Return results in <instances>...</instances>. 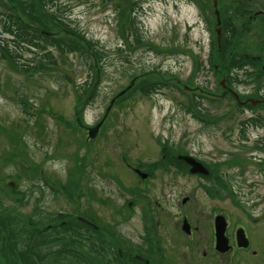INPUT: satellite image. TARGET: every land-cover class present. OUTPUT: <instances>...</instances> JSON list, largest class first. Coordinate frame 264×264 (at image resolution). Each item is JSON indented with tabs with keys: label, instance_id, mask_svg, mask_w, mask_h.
<instances>
[{
	"label": "rangeland",
	"instance_id": "rangeland-1",
	"mask_svg": "<svg viewBox=\"0 0 264 264\" xmlns=\"http://www.w3.org/2000/svg\"><path fill=\"white\" fill-rule=\"evenodd\" d=\"M8 1L0 0V214L29 215L39 228L54 224L57 228L47 232L52 241L40 251L45 263L81 264L73 251L58 252L61 240L76 250L75 241L81 235L58 225L64 219L76 220L78 188L81 192L77 174L89 173L83 176L82 193H94L90 195L104 213L103 222L113 223L112 209L121 208L117 225L109 228L119 238L130 236L135 241L141 234L142 201L128 200H135L143 189L140 171L153 167L159 172L152 181L155 195L166 214L162 222L174 227L181 219L182 198L193 192L194 182L185 174L172 177L163 154L179 143L213 158L215 151L226 148L227 154L219 156L225 161L237 149L233 141L238 132L201 126L186 111L193 99L182 86L219 92L217 81L225 75L230 55L238 52L249 65L234 71L236 90L250 96L264 91V0H220L223 30L213 0H49L52 14L82 37L79 40L86 50L81 47L77 53L43 40L38 47H29L7 35L1 14H6ZM43 25L39 30H57L46 21ZM228 25L234 26L235 33L222 52ZM175 77L180 81L178 92L173 88ZM97 78L94 98L82 108L84 91ZM134 78L136 88L124 100L117 99L99 135L88 139L87 127L105 116L111 100ZM142 80L153 82L156 89L142 93ZM194 100L197 106L212 110L236 106L230 99ZM230 122L229 118L224 121ZM250 134L254 138V132ZM126 207L128 211L133 207L135 214L130 216ZM95 238L108 245L101 236ZM94 257L89 254L88 263L83 264H113L112 257ZM125 264L135 262L127 259Z\"/></svg>",
	"mask_w": 264,
	"mask_h": 264
},
{
	"label": "flooded vegetation",
	"instance_id": "flooded-vegetation-1",
	"mask_svg": "<svg viewBox=\"0 0 264 264\" xmlns=\"http://www.w3.org/2000/svg\"><path fill=\"white\" fill-rule=\"evenodd\" d=\"M219 2L220 0H213L214 14L218 18L216 14L218 10L221 21L219 26L223 30ZM28 30L33 33L28 36V46L35 47L36 42L42 40V37L36 36L39 28L32 26ZM57 30L44 32L40 29L42 34L49 37L58 38V34L61 33L63 36L60 39L73 41L82 38L76 31H70L67 28ZM14 43L18 45L17 42ZM75 47L74 52L81 51V46L75 44ZM175 78L173 88L178 92L180 81L177 77ZM97 80L98 78L93 85ZM136 83L137 80L134 78L132 86L122 96L128 97ZM234 83L225 72L223 78L217 81L220 87L219 92L207 90L203 86L193 87L185 83L182 86L193 99L186 111L194 120L199 121L201 126L214 129H220L222 126L228 128L230 134L233 128L238 132L233 141L237 149L231 152L229 159L225 161H220L219 156L223 157L227 154L226 148L215 151V158H213L179 143L175 144L171 152L163 154V164L167 165L168 169L170 168L172 177L185 174L194 182L193 192L182 198L180 206L182 214L177 213L181 215V219L174 222V227L165 221L162 222L163 215L166 214L161 211L164 208L155 195L156 187L152 181L157 179L159 172L153 167L140 171L143 189L134 198L135 200H128L129 203L142 201L140 202V207H142L141 234L135 241L130 236L121 239L109 228V226L117 225L115 219L121 215V208L112 209L113 223L103 222L101 217L104 213L94 205V198L90 195L94 193H89V195L88 192L82 193L83 176L85 178V175L89 173L79 172L81 192L78 188V202L75 204L78 211L76 220L64 219L61 222H67L76 227L75 230L81 234L78 241H75L76 255L81 264L85 260L88 263L89 254H94L96 259L112 257L113 264H116L115 259L118 260V264H125L127 259L133 260L135 264H208L207 260H214L216 264H264V107H262L264 106V91H259L255 96L242 95L236 90L238 85ZM94 95L82 108L89 105ZM87 96L88 93L86 98ZM196 98H209L212 101L215 99L221 102L230 99L235 102L236 106L231 109L221 107L219 110L217 108L212 110L197 106L194 100ZM228 118L231 120L230 124L224 123ZM251 131L254 132V138L251 137ZM235 169H237L236 173L233 171ZM250 176H256V178L252 179ZM98 200L101 201L100 197ZM187 205H189L188 208ZM132 209L133 207H130L128 211L126 207L130 216L135 214ZM61 215L68 216V214ZM221 230L222 236L224 235L227 239L224 245L226 249L218 245V235ZM53 231L55 232V229ZM96 233L99 235H95ZM239 235L243 242L241 245L238 240ZM99 236L106 240L107 246L96 240L95 237ZM63 243L64 240H61V245ZM58 252L61 255L68 254L63 250H58Z\"/></svg>",
	"mask_w": 264,
	"mask_h": 264
},
{
	"label": "trees",
	"instance_id": "trees-1",
	"mask_svg": "<svg viewBox=\"0 0 264 264\" xmlns=\"http://www.w3.org/2000/svg\"><path fill=\"white\" fill-rule=\"evenodd\" d=\"M16 2V7H14L8 1V10L6 14H1L4 16L3 19V30L5 33L12 37H17L23 42L24 44L28 45L29 40L28 36L33 34L29 31V28L32 26L40 27V25L44 24V21L47 24H51L58 28H66L63 26V23L58 20V18L52 14L53 4L51 5L49 0H14ZM20 13V14H18ZM132 25H134V17H132ZM45 26V25H43ZM226 27L227 35L225 40L222 44V52L226 50L229 46L230 40L234 37L235 28L232 25H228ZM37 37H42L43 41H47L49 45L55 46L57 49L62 50L65 46L69 48L71 51H75L76 47L75 44L83 48L86 47L83 43L79 40H70V39H58L54 37H49L42 32L36 31ZM140 39L137 38V41ZM18 42V41H17ZM38 42V41H37ZM36 42V47H38ZM18 44V43H17ZM82 44V45H81ZM1 45V44H0ZM3 50L8 51L3 46ZM83 51V50H82ZM48 52L47 54H49ZM10 55V54H9ZM95 60H98V57L95 53H93ZM11 57L15 60V55ZM248 62L244 60L243 54H239L238 52L233 53L230 55L229 60L225 65L224 71L228 76L233 78L234 71L239 68H243ZM236 79V78H235ZM141 87L139 86V90L142 93L150 94L154 89H156L153 82H143L140 81ZM144 83V84H143ZM92 87V86H91ZM85 89L84 93L87 95L88 91L91 89ZM136 88V87H135ZM134 88V89H135ZM133 90V89H132ZM125 96H121L118 100H124ZM79 173L77 174V176ZM50 184V183H49ZM63 188L64 190V186ZM69 196H73L74 194H70ZM78 196V194H77ZM7 210V209H6ZM20 212L14 215L0 214V256L5 258V261H1L0 264H46L45 257L43 253L40 251L43 249L44 244L50 243L52 240L49 241V236L47 237V232L52 228H57V226L53 227L54 224L46 225L43 228H39L34 223V220L29 215L20 216ZM21 214V213H20ZM22 219V222L19 223V220ZM63 227H69L70 230H75L76 227L69 225V223L65 222L64 224H58ZM60 227V226H59ZM46 231V232H45ZM69 231V230H67ZM49 235V234H48ZM72 235V234H70ZM38 236V237H37ZM37 238V239H36ZM71 238L75 237L72 235ZM79 238V235H76V240ZM23 245V247H21ZM69 243L64 242L61 245V250L63 251H73L76 254V250L69 247ZM69 248V249H68ZM60 249V248H59ZM58 249V250H59ZM44 257V258H43ZM7 259V260H6Z\"/></svg>",
	"mask_w": 264,
	"mask_h": 264
},
{
	"label": "water",
	"instance_id": "water-1",
	"mask_svg": "<svg viewBox=\"0 0 264 264\" xmlns=\"http://www.w3.org/2000/svg\"><path fill=\"white\" fill-rule=\"evenodd\" d=\"M9 2L14 6L16 7V2L14 0H9ZM216 14L218 15V24H220V17H219V13H218V10L216 11ZM45 32V31H44ZM47 33V32H46ZM98 76H99V73H98ZM98 82H99V78L97 80V82L92 86V88L90 89V91L88 92V96L87 98L84 100L83 102V106L84 107L87 102L91 99V97L94 95L95 91H96V88H97V85H98ZM134 81H132V83L127 86L124 90H122L118 95H116L112 100H111V103L110 105L108 106L107 110H106V113H105V116L94 126H90V127H87V131H88V139H94L98 133H99V130H100V127L102 126V124L104 123L105 119H106V116L107 114L109 113L110 109L112 108L113 104L115 103V100L122 96L128 89H130V87L132 86ZM79 123L81 125H83V123L81 122V120L79 119L78 120ZM220 227V226H218ZM222 230H223V226H222ZM222 230L220 231L221 233H219L218 235V245H220L222 247V249H226V247L224 246L227 242V239L224 237V235L222 236ZM239 244L241 245L243 242L241 241L242 238H241V235H239ZM245 245H247V243H245Z\"/></svg>",
	"mask_w": 264,
	"mask_h": 264
}]
</instances>
